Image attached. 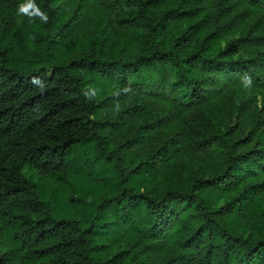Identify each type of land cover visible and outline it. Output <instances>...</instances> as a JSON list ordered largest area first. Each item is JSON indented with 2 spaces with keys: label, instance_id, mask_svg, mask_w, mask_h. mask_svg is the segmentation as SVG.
I'll return each instance as SVG.
<instances>
[{
  "label": "trees",
  "instance_id": "1",
  "mask_svg": "<svg viewBox=\"0 0 264 264\" xmlns=\"http://www.w3.org/2000/svg\"><path fill=\"white\" fill-rule=\"evenodd\" d=\"M38 1L46 18L34 35L25 28L18 37L10 21L0 24L1 257L19 253L18 264H264V186L243 168L257 152L242 150L231 137L239 126L223 129L206 108L223 96L230 115L239 99L238 123L254 107L249 136L264 144V103L242 96L264 89V0H128L131 18L118 29L105 23L99 48L83 23L93 7L112 9L120 0ZM132 43L142 51L135 59L121 53ZM93 72L117 87L93 97ZM128 77L146 89L158 81L172 110L167 121L181 117L187 126L180 135L164 130L157 115L125 136L138 113L150 114V101L118 109ZM163 132L168 139L152 152ZM118 136L125 142L108 151ZM75 146L93 152L84 176L101 191L93 204L71 197L82 216L58 217L26 170L65 183ZM214 147L223 150L222 170L189 174L192 151Z\"/></svg>",
  "mask_w": 264,
  "mask_h": 264
},
{
  "label": "rangeland",
  "instance_id": "2",
  "mask_svg": "<svg viewBox=\"0 0 264 264\" xmlns=\"http://www.w3.org/2000/svg\"><path fill=\"white\" fill-rule=\"evenodd\" d=\"M115 2V0H111ZM38 0H0V24L7 23L10 21L9 27H16L20 31L18 32V37H22V31L27 28L30 30V33L34 35L38 28L43 24L44 19L46 18L39 11ZM132 5L128 0H120L118 5H115L114 8H101L93 7L89 14L86 17L84 25L82 26L83 32L86 35L92 36L96 47H100L101 42V32L102 28L106 27L107 24L108 30L118 29L122 27V22L127 18H131V9ZM15 8V12L12 13V10ZM37 15L39 17H37ZM37 18H39L37 22ZM66 18V17H64ZM33 32V33H32ZM31 42V43H30ZM30 47L34 46L32 38L27 42ZM92 42L89 40L88 45H91ZM122 54H125L130 57H138L142 54L139 46L135 43H132L130 46H123ZM93 74V79L90 83V87L93 90V97L102 98L105 93L109 90L115 89L117 86L112 85V79L108 77H103L98 73H89L88 75ZM152 88L146 89L143 84L134 83L131 81L130 77L127 78L125 89L119 91V97L122 99L117 107L120 109L121 105L127 108H132L135 105H140L143 102L148 104L150 101V114L146 112L138 113L133 121L130 123L129 129L124 133L126 137H131L133 134L142 130L143 128L147 129V126L153 125V120L159 118H164L165 126L163 129L170 131V134H181V130L185 129L187 126L182 120L181 117L177 121L168 122L167 118L172 115V110L165 109V106L161 102L159 93L162 92V86L156 80L151 81ZM122 86V85H121ZM254 97L258 107H261L264 103V89L258 92L251 90H242V96ZM116 102L115 100L113 103ZM255 103V102H254ZM239 99L234 103L232 107V112L229 113L226 111L228 106V101L223 97L219 96L216 98H211L207 104L208 110H214L218 116L223 120L222 128L224 129L228 123L232 126L238 125L235 127L232 132V140H239L241 143L242 150H255L257 154L253 153L251 161L248 164H244L243 168L247 170V173L250 175L249 181H252L257 184H263L264 186V153H262L263 145H257V137L254 136L250 139L249 132L252 126L256 123V114L250 111L249 107L244 110L245 115L241 120L237 122V111H238ZM253 104V103H252ZM257 107V108H258ZM123 110H121V115H124ZM229 120V121H228ZM115 136V134L113 133ZM168 139V136L165 132L161 133V136L153 141L154 146L152 147V152H156L161 144H163ZM240 139H242L240 141ZM126 138L122 137L114 138L108 146V151L117 150L121 143L125 142ZM246 140V142H245ZM156 142V143H155ZM243 142V143H242ZM78 147V146H77ZM76 146L70 149L67 156V181L62 183L57 177L43 176L35 173L34 171L26 170L27 175L34 179L37 183L41 184V191L43 197L46 201L52 202V206L55 209L56 216L58 217H78L82 216L81 212H77L69 202L71 197H78L77 201H74V204H83L84 198L91 201V204L96 203L98 196L97 192L101 191L100 187L92 182L91 179L85 177L83 168L89 163H91L90 157L94 154L92 151H82L75 150ZM257 155V156H256ZM257 157V158H256ZM259 157V158H258ZM88 161V162H87ZM186 170L189 174L196 176H211L215 173H218L225 166L224 153L222 148L214 147L212 149L200 148L196 151H192L190 156L185 162ZM98 170V167H97ZM60 175L64 176V172ZM101 185V184H100ZM162 186H167V183L162 182ZM264 200V192H262ZM72 214V216H71ZM3 255L0 252V264H18L14 259H21V255L16 253L15 255H9L6 259L1 257Z\"/></svg>",
  "mask_w": 264,
  "mask_h": 264
}]
</instances>
